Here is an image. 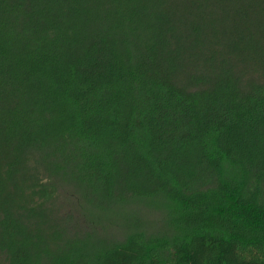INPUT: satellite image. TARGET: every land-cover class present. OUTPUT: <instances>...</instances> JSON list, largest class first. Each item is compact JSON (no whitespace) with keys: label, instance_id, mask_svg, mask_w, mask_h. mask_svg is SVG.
<instances>
[{"label":"trees","instance_id":"16d2710c","mask_svg":"<svg viewBox=\"0 0 264 264\" xmlns=\"http://www.w3.org/2000/svg\"><path fill=\"white\" fill-rule=\"evenodd\" d=\"M0 264H264V0H0Z\"/></svg>","mask_w":264,"mask_h":264}]
</instances>
